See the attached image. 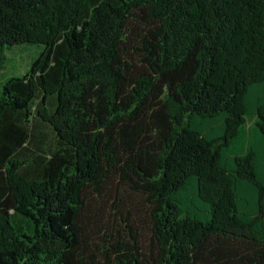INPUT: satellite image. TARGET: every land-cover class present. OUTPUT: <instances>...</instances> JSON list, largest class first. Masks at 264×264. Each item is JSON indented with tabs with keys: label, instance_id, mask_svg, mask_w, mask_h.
Masks as SVG:
<instances>
[{
	"label": "trees",
	"instance_id": "16d2710c",
	"mask_svg": "<svg viewBox=\"0 0 264 264\" xmlns=\"http://www.w3.org/2000/svg\"><path fill=\"white\" fill-rule=\"evenodd\" d=\"M18 44L0 264H264V0H0Z\"/></svg>",
	"mask_w": 264,
	"mask_h": 264
},
{
	"label": "rangeland",
	"instance_id": "374dc122",
	"mask_svg": "<svg viewBox=\"0 0 264 264\" xmlns=\"http://www.w3.org/2000/svg\"><path fill=\"white\" fill-rule=\"evenodd\" d=\"M41 47L37 45L18 44L7 50L8 59L5 68L0 73V83L7 77L21 76L30 69L31 63L39 55ZM0 85V89H1ZM256 116H248L250 125H253ZM246 125V124H245ZM244 125V126H245Z\"/></svg>",
	"mask_w": 264,
	"mask_h": 264
}]
</instances>
